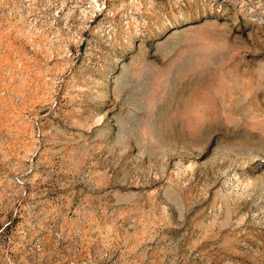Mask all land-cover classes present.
Here are the masks:
<instances>
[{
  "label": "rangeland",
  "instance_id": "obj_1",
  "mask_svg": "<svg viewBox=\"0 0 264 264\" xmlns=\"http://www.w3.org/2000/svg\"><path fill=\"white\" fill-rule=\"evenodd\" d=\"M0 264H264V0H0Z\"/></svg>",
  "mask_w": 264,
  "mask_h": 264
}]
</instances>
